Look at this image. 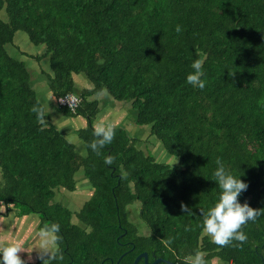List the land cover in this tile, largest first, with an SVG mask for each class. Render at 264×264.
I'll return each mask as SVG.
<instances>
[{
  "label": "trees",
  "instance_id": "1",
  "mask_svg": "<svg viewBox=\"0 0 264 264\" xmlns=\"http://www.w3.org/2000/svg\"><path fill=\"white\" fill-rule=\"evenodd\" d=\"M17 32L34 52L11 50ZM196 59L202 90L186 82ZM78 74L91 86L79 90ZM103 91L125 102L129 121H105L115 136L97 156L87 145ZM69 93L80 97L75 109L59 102ZM38 100L86 120L73 129L78 144L50 113L37 121ZM217 158L249 185L240 203L264 209V0H0V216L59 224L52 251L63 259L49 264H133L143 251L185 264L197 250L206 264H264V215L243 226L240 246L202 234L200 210L221 193ZM79 175L92 193L73 210L55 198L77 190ZM40 255L25 264H43Z\"/></svg>",
  "mask_w": 264,
  "mask_h": 264
},
{
  "label": "clouds",
  "instance_id": "2",
  "mask_svg": "<svg viewBox=\"0 0 264 264\" xmlns=\"http://www.w3.org/2000/svg\"><path fill=\"white\" fill-rule=\"evenodd\" d=\"M176 31L180 32L181 27L178 25ZM203 59H196L191 67L193 69L187 75L186 82L193 87L204 89L206 81L202 79L204 76L203 71ZM229 75H234L229 73ZM74 98H67L71 107V101ZM49 103H41L37 101L32 106L30 111L35 114L37 121L40 124L46 122V117L49 112ZM94 139L87 145L97 156L101 154V150L107 145L111 144L115 136V125L113 123H106L103 118L98 123L93 125ZM69 143L78 144L77 137H66ZM177 162V160H176ZM104 163L111 165L114 163V157L106 156ZM217 167L213 173L215 181L218 183L221 193L218 201L215 205L209 208L207 211L200 210L203 216L202 221V234L211 238L212 243L226 247L233 242H238L235 246L244 244L248 237L242 230L248 221H255L258 216L264 215V209L252 208L247 202L241 204L239 197L242 192L246 191L248 184L244 182L240 177H235L225 166V163L217 158L215 161ZM187 205L182 204L181 210L186 213L189 211ZM189 230L186 228V231ZM60 232V225L56 223L46 224L39 232V252L41 253L40 259L43 260V264H49V261L62 260V255H57L52 251V246L57 242L59 237L56 235ZM171 243V241H167ZM21 245L19 243H10L6 246L0 247V264H25V261L21 258L22 252ZM204 253L197 250L192 257L186 258L185 264H206L204 259ZM47 256V259L44 257Z\"/></svg>",
  "mask_w": 264,
  "mask_h": 264
},
{
  "label": "rangeland",
  "instance_id": "3",
  "mask_svg": "<svg viewBox=\"0 0 264 264\" xmlns=\"http://www.w3.org/2000/svg\"><path fill=\"white\" fill-rule=\"evenodd\" d=\"M15 42L16 44L12 47L11 46V50L13 51H18V50H24V51H28V52H34L35 50V45L29 40L27 34H25L24 32H17L16 37H15ZM33 46V48H31ZM43 47H40V50ZM46 64V63H45ZM47 66V64H46ZM76 79L79 83L78 85V89L81 90L84 88V86H91L90 82L88 81V79H86V77L83 74H78L76 76ZM38 90L40 92H44L42 94V98H48L50 97L48 92H47V85L46 82L44 80V78L42 77V75H38L37 78L35 79V83H34ZM92 98H98L101 100V104L103 106V110L100 114V117L103 118L104 121L106 122H113V121H120L123 120L125 122H128V116L126 114L125 110H121L120 108L121 103L125 104V102H117V100L113 99L106 91H103L100 94H96L94 97ZM51 105L49 106L48 112L50 113L52 120H54L56 123H58V125L60 126L61 129L65 130L66 132H68V136H73V134H76V131H73V129H75L76 127H80V126H85L86 125V120L83 117H78V118H69L67 116H65L64 114H59L55 108H52V102H50ZM121 110V111H119ZM116 113V114H115ZM131 127V125H129ZM146 128V129H145ZM145 130L148 129V126H145ZM143 130L139 129L136 130L135 133H138L140 135L143 134ZM74 134V137H77ZM154 151L156 153V155L158 157H162L163 156V151L159 148V147H154ZM78 183H79V188L75 191H69V190H62V191H58L57 196H56V200H61L63 201L66 205H68L70 208H72L73 210H77L80 208V206L82 205V203L87 200L89 198V196L92 193V187L90 186L88 180L82 176L79 175L78 176ZM139 212V203H135L133 205H131L129 207V215H130V219L135 221L136 223H139L140 220L138 218V213ZM15 210L13 209V212L10 215V219L8 218L7 220H5L1 227L2 229H0V247L6 246L10 243H13V235H8L7 232H5L4 230L7 229L6 227H9V229H14V231L16 229H24L25 225H29L30 227H32V229H29V233L27 235V233L24 236V240L25 242H30L35 240L37 245L35 244V246L31 247L28 252L22 251L20 253V255L23 256V260L24 261H28V260H33L35 259V254H41L39 252V241H40V236H39V232L40 230L38 229L39 223L41 221L40 216L37 213H31L29 216H22L23 218H18V216H16L15 214ZM5 217L2 216V219H4ZM3 221V220H1ZM12 226V227H11ZM26 230V229H24ZM32 230L34 232H32ZM27 231V230H26ZM144 232H147V229H144ZM15 237V236H14ZM55 249V244L52 246V250ZM47 257V256H45Z\"/></svg>",
  "mask_w": 264,
  "mask_h": 264
},
{
  "label": "crops",
  "instance_id": "4",
  "mask_svg": "<svg viewBox=\"0 0 264 264\" xmlns=\"http://www.w3.org/2000/svg\"><path fill=\"white\" fill-rule=\"evenodd\" d=\"M47 89V92H48V88H46ZM0 179H1V173H0ZM12 213V212H11ZM11 213L8 215V216H3V217H5L4 219H2V216H0V229H2V227H1V225H2V223L5 221V220H7L8 218L10 219V215H11ZM25 216H29V215H25ZM24 216V217H25ZM18 218H20V217H18ZM21 218H23V217H21ZM1 220H3V221H1ZM5 223V222H4ZM12 227V226H11ZM7 229H5L4 231L5 232H7L8 233V235H13V243H19L20 245H21V248H22V250L24 251H26V252H28V254H29V251L28 250H30L31 249V247H33V246H35V244L37 245V243H36V241L35 240H33V241H30V242H25V240H24V236H25V234L27 233V235L28 234H30L29 233V229H32V227H30L29 225H25L24 226V229H26V230H24V229H16L15 231H14V229H9V227H6ZM32 232H34L33 230H32ZM15 236V237H14ZM24 251V252H25ZM25 252V253H26ZM23 255V254H22ZM22 255H20L21 256V258H23V256Z\"/></svg>",
  "mask_w": 264,
  "mask_h": 264
},
{
  "label": "water",
  "instance_id": "5",
  "mask_svg": "<svg viewBox=\"0 0 264 264\" xmlns=\"http://www.w3.org/2000/svg\"><path fill=\"white\" fill-rule=\"evenodd\" d=\"M123 255H121V257L118 259V263H119V261H120V259L122 258ZM141 259H144V262L146 264H158L160 262H165L166 264H177L176 262H174L172 260H169V259H166V258H163V257H155L153 261H150L149 260V253L147 251H143V252L139 253L136 256V258L134 259L133 264H138Z\"/></svg>",
  "mask_w": 264,
  "mask_h": 264
},
{
  "label": "built area",
  "instance_id": "6",
  "mask_svg": "<svg viewBox=\"0 0 264 264\" xmlns=\"http://www.w3.org/2000/svg\"><path fill=\"white\" fill-rule=\"evenodd\" d=\"M67 98H74L71 101V107L69 105ZM79 101H80V97L74 93H69V94H67L64 97H61L59 99L60 104L67 105L68 107H70L72 109H75L77 107V105L79 104Z\"/></svg>",
  "mask_w": 264,
  "mask_h": 264
},
{
  "label": "flooded vegetation",
  "instance_id": "7",
  "mask_svg": "<svg viewBox=\"0 0 264 264\" xmlns=\"http://www.w3.org/2000/svg\"><path fill=\"white\" fill-rule=\"evenodd\" d=\"M153 261V260H152Z\"/></svg>",
  "mask_w": 264,
  "mask_h": 264
}]
</instances>
